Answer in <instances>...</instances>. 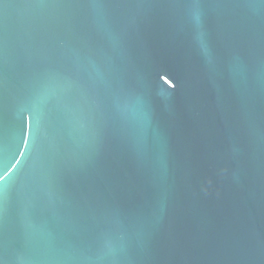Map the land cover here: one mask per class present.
I'll list each match as a JSON object with an SVG mask.
<instances>
[{"label":"water","instance_id":"water-1","mask_svg":"<svg viewBox=\"0 0 264 264\" xmlns=\"http://www.w3.org/2000/svg\"><path fill=\"white\" fill-rule=\"evenodd\" d=\"M190 11L0 4L4 264H264V3Z\"/></svg>","mask_w":264,"mask_h":264},{"label":"snow or ice","instance_id":"snow-or-ice-1","mask_svg":"<svg viewBox=\"0 0 264 264\" xmlns=\"http://www.w3.org/2000/svg\"><path fill=\"white\" fill-rule=\"evenodd\" d=\"M259 3H264V0H258ZM3 3V0H0V4ZM205 0H187V4L190 7L191 11L188 15V26L191 30L192 36L197 40L198 43H203L204 35H203V16L201 14L200 9L203 7ZM29 116H33L32 111H27ZM30 137L25 140V148L22 152L23 157L30 152ZM3 158V151L0 148V159ZM20 164H14L11 168L6 167V169H0V214H2L3 203L5 199V188L7 182L9 180L10 175H12L18 168ZM0 264H4V260L0 257Z\"/></svg>","mask_w":264,"mask_h":264}]
</instances>
